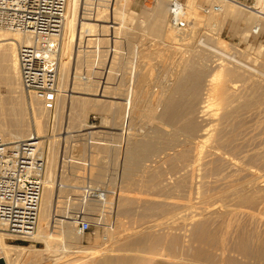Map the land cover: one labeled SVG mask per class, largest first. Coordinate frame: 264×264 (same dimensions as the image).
<instances>
[{"label":"rangeland","instance_id":"obj_1","mask_svg":"<svg viewBox=\"0 0 264 264\" xmlns=\"http://www.w3.org/2000/svg\"><path fill=\"white\" fill-rule=\"evenodd\" d=\"M180 1L186 6V15L182 29L177 30L170 25L169 0H118L115 10L118 51L106 70V27L94 22L81 25V12L89 10L93 3L77 0L76 20L67 28L69 33L74 30L76 36L72 41H62L59 59V88L68 85V102L65 105L59 96L57 107L51 113L23 90L21 81L16 95L12 93L8 85L11 76L1 71L7 68L8 58H3L0 50V135L9 141L5 136L7 131L22 126L27 131L24 139L38 136L45 161L44 181L50 174L57 186L49 205L52 215L48 210L49 219L54 218L48 243L11 236L4 228L8 236L5 237L6 247H0V264H100L108 258L112 259V264H118L117 258L124 257L138 259L139 264H175L186 259L185 248L188 242L196 243L194 235L202 227L217 239L222 231L232 230L230 235H233L241 226L246 230L250 228L248 231L253 232L250 235L259 240L253 243H264V76L259 74H264V19L248 10L229 8L220 0ZM162 3V13L156 14ZM240 4L254 5L252 9L264 15V0L241 1ZM205 6H219L223 11L204 15ZM256 27H260L258 34L253 33ZM221 69L222 76L218 82H213V75ZM194 70L203 74L198 80L200 83L193 79L187 81V95L183 99L176 97L180 104L178 111L171 120H165L161 116L163 109L158 106L159 97L172 85L195 73ZM227 74L230 75L228 80ZM230 80L229 84L235 82L239 86L230 91L232 101L227 106L222 101L220 86ZM221 81L223 84L218 85ZM208 89L210 93L206 92ZM208 95L214 101H210L212 106L205 112L200 108L206 105ZM233 107L238 111L229 116L232 117L229 120L224 114ZM199 112L205 113L200 115ZM206 129L212 137L202 145L198 140H202ZM182 133L186 139L181 138ZM165 135L179 137L180 141L176 140L175 145L167 148L159 146L140 164L132 180L125 182L121 175L127 147L145 138L156 137L155 141L159 142V137ZM216 140L218 152L212 154L211 147ZM198 157L203 160L197 166ZM88 182L106 197L88 198L82 190ZM193 186L199 196L195 195ZM237 193L256 197L255 210L247 207L249 213H237L235 217L226 213L225 208L223 211L222 206L236 207ZM211 203L222 208L215 212L218 215L205 212L207 216L198 210L195 214V209L204 210ZM228 215L229 221L235 220L232 225L227 221ZM205 217L211 220L207 223ZM84 220L92 225L86 233L79 229ZM176 244L182 247L178 249Z\"/></svg>","mask_w":264,"mask_h":264},{"label":"built area","instance_id":"obj_2","mask_svg":"<svg viewBox=\"0 0 264 264\" xmlns=\"http://www.w3.org/2000/svg\"><path fill=\"white\" fill-rule=\"evenodd\" d=\"M233 1L240 4L250 0ZM117 2L91 0V8L85 9L79 16L81 25L94 22L106 27V70H109L118 51ZM169 3L170 25L181 30L186 6L180 0H169ZM240 5L248 9L254 6ZM67 7L68 0H0V30L29 35L32 40L31 44L20 46L17 52L22 88L50 113L55 111L59 98V59ZM221 11L219 6L202 8L204 15ZM259 31L260 27L253 29L254 34ZM83 79L87 81L85 77ZM44 172L45 161L38 136L6 141L0 135V225L11 236L21 239L35 236L44 193ZM87 184L82 190L88 198L101 200L106 197L90 182ZM91 227L86 220L79 225L82 233L88 232Z\"/></svg>","mask_w":264,"mask_h":264},{"label":"bare ground","instance_id":"obj_3","mask_svg":"<svg viewBox=\"0 0 264 264\" xmlns=\"http://www.w3.org/2000/svg\"><path fill=\"white\" fill-rule=\"evenodd\" d=\"M221 2H222V4L223 5H229V8H230V6H234V7H238V8H240V9H244V10H248V11H250V12H252L253 14H255V15H257V16H260V17H262L263 19H264V15H262V13L261 12H258V11H254L253 9H248V8H246V7H244V6H242V5H240L239 3H236V2H234L233 0H220ZM72 7H74V9L72 8ZM76 8H77V0H68V7H67V14H66V24H65V29H64V38H63V41L64 42H68V40L70 39L71 41H72V39L74 40V35L75 34H73V31L72 32H67V28H69L70 26H71V23H73L75 20H76V16H75V14H76ZM163 8H164V5H163V3L162 4H160L158 7H157V9H156V14H161L162 13V11H163ZM73 9V10H72ZM222 9V8H221ZM222 11H223V9H222ZM231 11V10H230ZM236 11H239V10H237V8H236ZM234 13H235V11H234ZM193 14V13H192ZM232 16H234V14H232ZM206 20H207V18H206ZM73 21V22H72ZM202 21V20H201ZM76 24V23H75ZM75 24H72L74 27H75ZM81 24V23H80ZM73 27V28H74ZM72 28V29H73ZM71 29V28H70ZM69 30V29H68ZM79 30V29H78ZM69 33V34H68ZM173 35V34H172ZM76 36V35H75ZM173 36H175V35H173ZM175 38V37H174ZM178 39V38H177ZM31 42H32V40H31V37L29 36V35H22V34H19V33H11V32H8V31H3L2 32V30H0V50H1V54H2V57L4 58L5 57V59H6V56H7V58H8V66H7V68H3V70H1V71H3V72H5V73H9L10 74V76H11V79L10 80H12V81H8V85H9V87H10V90L12 91V93H17L18 92V90H19V88L20 87H18V85H19V82H20V72H19V65H18V58H17V52H18V48L20 47V46H22V45H29V44H31ZM207 45V44H206ZM212 49H214V48H212ZM221 51V50H220ZM223 51V50H222ZM1 56V55H0ZM232 57V56H231ZM230 57V58H231ZM235 58V57H234ZM236 59V58H235ZM194 66V65H193ZM203 65H201V67H202ZM223 66V65H222ZM2 67V66H1ZM201 67H199L200 69H201ZM225 67V66H224ZM225 69V68H224ZM195 70H197V68L195 69ZM194 70V71H195ZM223 69H221V70H217L218 72L215 74V75H213V77H212V81L213 82H218L217 80H219V77H220V75H221V73H223V72H221ZM244 70V69H243ZM226 71V70H225ZM230 71V70H229ZM240 71V70H239ZM192 72V71H191ZM190 72V73H191ZM256 73H259V72H257V71H255ZM5 73H4V77H5ZM66 74V73H65ZM232 74V73H231ZM259 74H261V75H263L264 76V74L263 73H259ZM202 73L200 72V71H195V73H193V74H190V75H188L189 77L187 78V79H180L179 81V83L178 84H176V85H172L171 86V88H169L168 90H166V91H164V94H162V96L161 97H159L160 99L158 100V106L159 107H161L162 109H163V113H162V115L161 116H163V118L165 119V120H171L173 117H174V115L176 114V112L178 111V109H179V99L177 100V98L176 97H180L181 99H183V97H185L186 95H187V93H188V87H187V81H191L192 79L193 80H195L194 82L195 83H200V81H198L199 79H201L202 78ZM7 76V75H6ZM66 76V81H67V79H68V76H67V74L65 75ZM222 76V75H221ZM226 77H227V80L228 79H230V75L229 74H227V75H225ZM204 77V76H203ZM205 80V79H204ZM207 80V79H206ZM4 81V80H3ZM232 80H230V81H225L224 82V85L223 86H220L219 88L221 89L220 90V92H221V96H222V101H223V103L225 104V105H229V103L231 104V102L230 101H232L231 100V97H230V95H232V94H230V91L233 89V90H236L237 89V86H239V85H237V83L235 84V82L234 83H232V84H229V82H231ZM193 82V84H195ZM211 82V81H210ZM212 82V83H213ZM21 83V82H20ZM192 83V82H191ZM219 83H220V81H219ZM218 83V85H222L223 84V82L221 81V84H219ZM243 83V82H242ZM245 83V82H244ZM1 84V83H0ZM167 84V83H166ZM165 84V85H166ZM174 84V83H173ZM190 84V83H189ZM251 84V83H250ZM164 85V84H163ZM171 85V84H170ZM169 84H168V86H170ZM197 85V84H196ZM237 85V86H236ZM22 86V85H21ZM247 86V85H246ZM212 88V87H211ZM239 87H238V91L237 92H239ZM246 89V88H245ZM59 96L60 97H62V99L64 100V104L66 105L67 104V102H68V96H69V90H68V85H66V86H63V87H60L59 88ZM190 90H191V88H190ZM207 90V89H206ZM211 90V89H210ZM256 90V89H255ZM118 91V90H117ZM219 91V90H218ZM258 91V90H257ZM260 91H261V89H260ZM206 92H209V89H208V91H206ZM213 92V91H212ZM211 92V93H212ZM234 92H236V91H234ZM255 92V91H254ZM161 93H163V92H161ZM205 93V92H204ZM203 93V97H205L206 96V94H204ZM210 93V92H209ZM256 93V92H255ZM16 95V94H15ZM212 96H213V93L211 94ZM236 95L238 96L239 94H237L236 93ZM209 96V97H208ZM207 96V98L209 99L210 98V95H208ZM211 96V100H206V105L204 106V105H202V106H204V107H202V108H200L201 110H205V112H206V109L208 108L209 109V107H211L212 106V102L214 101V100H212V97ZM243 96V95H242ZM264 96V95H263ZM17 97V96H16ZM19 97V96H18ZM203 97L201 98V100L203 99ZM219 97V96H218ZM240 97V96H239ZM175 98H176V100H175ZM258 98V97H257ZM119 99V98H118ZM205 99H206V97H205ZM188 100V99H187ZM204 100V99H203ZM264 100V99H263ZM116 101V100H115ZM205 101V100H204ZM210 101H212V102H210ZM243 101V100H242ZM248 101V100H247ZM202 102V101H201ZM220 102V101H219ZM121 103V102H120ZM233 103V102H232ZM251 103V102H250ZM118 104V103H117ZM201 104V103H200ZM202 104H204V102L202 103ZM248 104V103H247ZM119 105V104H118ZM235 104L233 103V106H234ZM214 106V105H213ZM238 107V105H235V107ZM118 107V106H117ZM200 107H201V105H200ZM231 107H232V105H231ZM196 108H197V106H196ZM223 108V107H222ZM230 108V107H229ZM239 108V107H238ZM238 108H237V111H238ZM241 108V107H240ZM239 108V109H240ZM258 108V107H257ZM157 109V108H156ZM264 109V108H263ZM224 110V109H223ZM241 110V109H240ZM254 110H257V109H254ZM259 110V109H258ZM146 111V110H145ZM149 111V110H148ZM151 111V110H150ZM154 111H155V109H154ZM194 111V110H193ZM210 111V110H209ZM235 109H234V107H233V109L231 110V111H229L228 110V112L229 113H225L224 115H226L228 118H229V116H232V115H234L236 112H237ZM242 111V110H241ZM264 111V110H263ZM262 111V112H263ZM120 112V111H119ZM205 112H203V113H205ZM240 112V111H239ZM261 112V111H260ZM4 113V112H3ZM128 113V112H127ZM130 113V112H129ZM153 113V112H152ZM199 113H202V112H199ZM203 113L202 114H200V115H203ZM244 113V112H243ZM246 113V112H245ZM126 114V113H125ZM153 114H155V112L153 113ZM206 114H208V113H206ZM129 115V114H128ZM131 115V114H130ZM129 115V116H130ZM149 115V114H148ZM194 115V114H193ZM205 115V114H204ZM3 116H5V115H3ZM150 116H152V115H150ZM226 116L225 117H223V118H226ZM147 117V116H146ZM202 117V116H201ZM206 117V116H205ZM208 117V116H207ZM221 117V116H220ZM235 117H236V115H235ZM6 118V117H5ZM129 118V117H128ZM151 119L153 118V116L152 117H150ZM244 118V117H243ZM124 119V118H123ZM122 119V120H123ZM127 119V118H126ZM176 119V118H175ZM198 119V118H197ZM209 119V118H208ZM231 119H232V117H231ZM230 118H229V120H231ZM235 119V118H234ZM250 119V118H249ZM147 120V119H146ZM149 120V119H148ZM159 120V119H158ZM210 120V119H209ZM225 121H227V120H225ZM242 121V120H241ZM250 121V120H249ZM156 122V121H155ZM162 122V121H161ZM160 122V123H161ZM239 122V121H238ZM243 122V121H242ZM224 123V122H223ZM237 123V122H236ZM257 123V122H256ZM154 124V123H153ZM246 124V123H245ZM252 124V123H251ZM251 124H250V126H251ZM147 125H149V124H147ZM151 125V124H150ZM177 125V124H176ZM203 125H204V122H203ZM206 126L208 125V124H205ZM218 125V124H217ZM38 126V125H37ZM159 126V125H158ZM194 126V125H193ZM209 126H210V128H211V126L212 125H210L209 124ZM216 125H214V127H215ZM226 126V125H225ZM244 126V125H243ZM263 126V125H262ZM42 127V126H41ZM186 127H188V126H186ZM222 127V126H221ZM259 127V126H258ZM3 128V127H2ZM139 128V127H138ZM194 128V127H193ZM192 128V129H193ZM252 128V127H251ZM254 128V127H253ZM38 129V128H37ZM151 129H153V128H151ZM156 129V128H155ZM164 129V128H163ZM179 129V128H178ZM191 129V128H190ZM260 129V128H259ZM140 130V129H139ZM147 130H148V128H147ZM154 130V129H153ZM180 130V129H179ZM260 130H262V128L260 129ZM259 130V131H260ZM142 131V130H141ZM159 131V130H158ZM166 131V130H165ZM177 131V130H176ZM193 131V130H192ZM195 131V130H194ZM220 131H221V129H220ZM233 131V130H232ZM253 131V130H252ZM25 132L27 133V131H25L24 130V128L22 127V126H17L16 127V129L14 130V131H10V132H8L7 131V133H6V135L5 136H7V140H9V141H20V140H24V137H26L25 135ZM41 132V131H40ZM140 132V131H139ZM144 132V131H143ZM163 132V131H162ZM178 132H180V131H178ZM246 132V131H245ZM171 133V132H170ZM225 133V132H224ZM238 133V132H237ZM251 133V132H250ZM2 134V133H1ZM34 134V133H33ZM36 134H37V132H36ZM172 134V133H171ZM177 134H179L180 135V133H177ZM186 134V133H185ZM194 134V133H193ZM192 134V135H193ZM199 134H201V133H199ZM211 134V133H210ZM209 130L208 129H206V130H204L203 131V133H202V136H201V138L200 139H202V140H198V141H202L201 142V144L202 145H205V144H207V142H209V140H210V138L212 137H210L209 135ZM215 134V133H214ZM28 135H29V133H28ZM38 135V134H37ZM182 135H183V133H182ZM181 135V136H182ZM191 135V136H192ZM220 135V134H219ZM31 136V135H30ZM221 136V135H220ZM223 136V135H222ZM3 137V136H2ZM153 137H155V136H153ZM194 137V136H193ZM144 138V137H143ZM158 138V137H157ZM161 138V139H160ZM182 139L183 138H185V135H183V137H181ZM195 138V137H194ZM241 138V137H240ZM140 139V138H139ZM155 139H156V137H155ZM155 139H153V138H145L144 140L143 139H141V141H137V142H134V143H131L130 144V146H128L127 147V149H126V153L124 154L125 156H124V163L122 164L123 165V167H124V171L122 172V175H121V177H122V179L125 181V182H130L131 180H132V178H133V176L135 175V173L139 170V167H140V164L144 161V160H146V158L148 157V155L149 154H151V153H155L157 150H158V148H159V146H162V148H164V147H170V146H173V145H175L176 144V140H178L179 139V137L178 138H176L175 136H173L172 138H169L167 135H165L164 137L162 136V137H159V139H160V141L158 142V141H155ZM181 139V140H182ZM186 139V138H185ZM196 139V138H195ZM218 139V138H217ZM224 139V138H223ZM233 139V138H232ZM246 139V138H245ZM156 140H158V139H156ZM188 140V139H187ZM179 141H180V139H179ZM185 141V140H184ZM197 141V142H198ZM219 141V140H218ZM221 141V140H220ZM223 141V140H222ZM178 142V141H177ZM191 142V141H190ZM196 143V142H195ZM215 143H217V140L214 142V145H215ZM228 143V142H227ZM189 144V143H188ZM196 145H197V143H196ZM198 145H200V144H198ZM213 145V144H212ZM217 146H219V145H217ZM200 148H201V146H199ZM183 148H184V146H183ZM187 148H189V147H187ZM190 149V148H189ZM161 150H163V149H161ZM218 149L216 148V145L215 146H213V147H211V151L210 152H212V154H215L216 152H218L217 151ZM253 150V149H252ZM178 151V150H177ZM199 151H201L202 152V150H199ZM125 152V151H124ZM161 152V151H160ZM205 152V151H204ZM221 152V151H220ZM251 152V151H250ZM53 153V152H52ZM56 153H58L57 151H56ZM204 154V153H203ZM247 154V153H246ZM174 155V154H173ZM194 155V154H193ZM193 155H192V157H193ZM197 156H198V154H197ZM201 156H203V155H201ZM209 156V155H208ZM161 157V156H160ZM172 158V157H171ZM210 158H212V157H210ZM254 158H256V157H254ZM234 159H235V157H234ZM203 159L201 158V157H198V159L195 161V163L197 164V166L199 165V163L202 161ZM212 160V159H211ZM187 161V160H186ZM235 161V160H234ZM188 162V161H187ZM209 162H211V161H209ZM239 164V163H238ZM242 164H244V163H242ZM241 164V165H242ZM146 165V164H145ZM190 165V164H189ZM192 165V164H191ZM194 166H195V164H193ZM200 165H201V163H200ZM236 166V165H235ZM239 166V165H238ZM246 166V165H245ZM185 166L183 165V168H184ZM202 167V166H201ZM242 167H243V165H242ZM141 168H143V167H141ZM192 168V167H191ZM198 169H200L199 167H197ZM204 168V167H203ZM253 168V167H252ZM144 169V168H143ZM255 169V168H254ZM253 169V171H255V173H257V172H259V171H257V169L256 170H254ZM123 170V169H122ZM186 170V169H185ZM190 170V169H189ZM188 170V171H189ZM192 170H193V168H192ZM195 170H196V166H195ZM252 170V169H251ZM257 171V172H256ZM182 172V171H181ZM199 172V171H198ZM208 172V171H207ZM172 173V172H171ZM197 173V172H196ZM191 174V173H190ZM198 174V173H197ZM203 174V173H202ZM206 174V173H205ZM212 174V173H211ZM183 175H184V172H183ZM258 175V174H257ZM261 175V174H260ZM54 176V175H53ZM189 176V175H188ZM191 176V175H190ZM199 176H200V173H199ZM211 176V175H210ZM214 176V175H213ZM262 176V175H261ZM178 177V176H177ZM185 177V176H184ZM202 177H203V175H202ZM186 178V177H185ZM188 178V177H187ZM193 178V177H192ZM195 179V178H194ZM193 179V180H194ZM190 180V179H189ZM197 180V179H196ZM205 180V179H204ZM259 180H261V179H259ZM173 181V180H172ZM183 181H184V178H183ZM203 181V180H202ZM209 181V180H208ZM197 182H200V181H197ZM203 182H205V181H203ZM203 182H201V183H203ZM207 182V181H206ZM210 182V181H209ZM252 182V181H251ZM255 182V181H254ZM259 182H261V181H259ZM184 183V182H183ZM188 183H191V181H189ZM174 184V183H173ZM182 184V183H181ZM192 184V183H191ZM194 184V183H193ZM200 184V183H199ZM216 184V183H215ZM250 184V183H249ZM254 184V183H253ZM252 184V185H253ZM256 185H258L257 184V182L255 183ZM187 185V184H186ZM213 185V184H212ZM218 185V184H217ZM221 185V184H220ZM251 185V186H252ZM170 186V185H169ZM195 186V185H194ZM194 186H193V188H194ZM199 186V185H198ZM235 186V185H234ZM250 186V187H251ZM56 185H55V182H54V180L52 179V176L50 175V174H48L47 175V177H46V179H45V181H44V193H43V197H42V203H41V211H40V218H39V228H38V230H37V232H36V234H35V236L33 237V238H31V239H34V240H36L37 242H44V243H48V234H50L51 233V230H52V227H53V225H52V220L54 219H49V218H51L50 217V213H51V215H52V212L50 211V207H49V205L51 204L50 202H52L51 201V199L53 198V196L55 195V189H56ZM184 187V186H183ZM188 187L190 188V185H188ZM197 187V186H196ZM229 187V186H228ZM248 188L247 187V189H249V190H251V188ZM253 187V186H252ZM257 186H254L253 188H256ZM192 188V189H193ZM222 188V187H221ZM227 188V187H226ZM241 188V187H240ZM262 188H263V186H262ZM195 189V195H198L197 193H196V188H194ZM197 189H198V187H197ZM235 190V189H234ZM254 190V189H253ZM264 190V189H263ZM214 191H215V189H214ZM236 191V190H235ZM237 191H239V189L237 190ZM254 191H256V190H254ZM261 191V190H260ZM189 192V191H188ZM247 192V191H246ZM215 193V192H214ZM227 193V192H226ZM241 193V192H240ZM255 193H260V192H255ZM194 194V193H193ZM218 194V193H217ZM238 194V193H237ZM247 194V193H246ZM191 195H192V193H191ZM190 195V196H191ZM234 195V194H233ZM259 195H261V194H259ZM264 195V194H263ZM178 196V195H177ZM199 196V195H198ZM202 196V195H201ZM238 196H239V194H238ZM237 196V197H238ZM258 196V195H257ZM193 196H191V198H192ZM229 197V196H228ZM264 197V196H263ZM262 197V198H263ZM196 198V197H195ZM231 198V197H230ZM205 199V198H204ZM260 199V198H259ZM264 199V198H263ZM191 200V199H190ZM189 200V201H190ZM194 200V199H193ZM199 200V199H198ZM206 200V199H205ZM238 201H237V204L235 205L236 207L235 208H232V206L234 207V205H232L231 206V209L230 208H227V207H225V206H222L223 207V211H224V208L226 209V213H228L229 215L230 214H233V216L235 217V214H236V216H238L237 215V213H240V214H247V213H249L250 212V210L249 209H247V207H251L250 209L252 210V209H254L255 210V206L256 205H258L257 203H258V200L256 199V197H254V196H248V195H241V196H239V198L237 199ZM188 201V200H187ZM261 202H262V199H261ZM193 203V202H192ZM233 203H234V199H233ZM217 203H211V204H207V206H206V208L203 210H199V209H195L196 211H194L195 212V214L197 213V210L199 211V213H201L202 211H204L203 212V214H207V216H208V213L209 212H211V214H216V215H218L217 213H215V212H219L218 211V209L220 208V206H219V203H218V206H219V208L218 207H216L217 205H216ZM231 204V203H230ZM52 205V204H51ZM193 205V204H192ZM203 205V204H202ZM190 206H191V204H190ZM189 206V207H190ZM260 206V205H259ZM200 207V206H199ZM201 207H205V206H201ZM252 207H254V208H252ZM179 208V207H178ZM197 208V207H196ZM244 208H246L247 210H244ZM260 208H261V206H260ZM190 209H191V207H190ZM220 209H222V208H220ZM263 209H264V206H263ZM50 211V213H49V211ZM180 210V209H179ZM249 210V211H248ZM181 211V210H180ZM201 211V212H200ZM248 211V212H247ZM205 212H208V213H205ZM263 212H264V210H263ZM190 213V212H189ZM256 213V212H255ZM192 214V213H191ZM257 214H259L258 212H257ZM180 215H182L181 213H180ZM190 215V214H189ZM221 215V214H220ZM223 215H224V213H223ZM228 215V216H229ZM251 215V214H250ZM249 215V216H250ZM183 216V215H182ZM194 216V215H193ZM197 216V215H196ZM248 216V215H247ZM190 217V216H189ZM220 217V216H219ZM225 217V216H224ZM227 217V216H226ZM253 217V218H252ZM251 217V219H254V216H252ZM259 217V216H258ZM264 217V216H263ZM188 218V217H187ZM199 218H201V217H199ZM206 218V217H205ZM229 218H230V216L227 218V221H229ZM240 218V217H239ZM243 218H245V216L243 217ZM250 218V217H249ZM261 218V217H260ZM196 219V218H195ZM206 219H208V218H206ZM206 219H204L205 221H207V223H208V221H209V219L211 220V218H209L208 220H206ZM241 219V218H240ZM191 220V219H190ZM213 220V219H212ZM220 220H222V219H220ZM231 220V219H230ZM239 220V219H238ZM248 220V219H247ZM256 220V219H255ZM261 220H262V218H261ZM263 220H264V218H263ZM263 220H262V222H263ZM193 221V220H192ZM197 221H199L198 219H197ZM196 221V222H197ZM215 221V220H214ZM235 221V220H234ZM234 221L232 220V221H229V222H231V224H229V225H232L233 223H234ZM63 222V221H62ZM75 222V221H74ZM220 222V221H219ZM223 222V221H222ZM233 222V223H232ZM258 222V224H259V221H257ZM261 222V223H262ZM184 223V222H183ZM206 223V222H205ZM205 223H203V225H205ZM252 223H253V221H252ZM252 223H250V225L252 224ZM254 223H256L255 221H254ZM237 224V222H235V225ZM257 224V223H256ZM67 225V224H66ZM207 225V224H206ZM263 225H264V223H263ZM228 226V225H227ZM260 227H261V224L259 225ZM209 227V226H208ZM211 227V226H210ZM220 227H222V226H220ZM249 227H251V226H249ZM199 229H200V227H198ZM246 228V227H245ZM244 228V229H245ZM253 228V227H252ZM256 227H254V229H255ZM258 228V227H257ZM4 227L3 226H1L0 225V247H2V249H4V247H6L5 246V237L6 236H8L7 234H5L4 233ZM216 229V228H215ZM218 229V228H217ZM220 230H221V228H219ZM222 229H224V228H222ZM229 229V228H228ZM243 229V227L241 226V228H239V229H237V231L235 230V229H233V231L235 230L236 232L233 234V235H230V231H232V230H227V231H229V232H225V231H222V233L220 234V236H219V234H218V236H219V238L217 239V237L215 236V235H213V234H210V233H207V232H205L204 231V228L202 227L200 230H198V231H196V233H195V235H194V238H195V242L196 243H189L188 242V245H187V247L184 245V243H183V245L186 247H184L183 246V248H185L186 249V253L183 251L184 249H181L185 254L183 255L184 256V258L186 257V259L183 261H181V260H178V262L177 263H175V264H264V243H253V240H254V238H253V236L252 235H250V234H252L251 232H249L248 230L250 229H248V230H244ZM260 231H261V229H259ZM264 230V229H263ZM262 230V231H263ZM247 231V232H246ZM255 231V230H254ZM261 231V232H262ZM192 232V231H191ZM256 232H257V230H256ZM256 232H255V234H256ZM259 232V231H258ZM257 232V233H258ZM264 232V231H263ZM188 233V232H187ZM116 233H114L113 235H115ZM259 235L261 234L260 232L258 233ZM185 235V234H184ZM255 237V236H254ZM256 237H258L257 236V234H256ZM263 237V236H262ZM18 238V237H17ZM50 239V238H49ZM192 239H193V237H192ZM260 239V238H259ZM159 240V239H158ZM255 240H257V241H259L258 240V238L257 239H255ZM255 240H254V242H255ZM260 241H263L262 239L260 240ZM157 242V241H156ZM187 242V241H186ZM177 243V242H176ZM125 244V243H124ZM132 244V243H131ZM141 244V243H140ZM159 244V243H158ZM158 244H154V245H158ZM161 244V243H160ZM165 244V243H164ZM175 244V243H174ZM173 244V245H174ZM187 244V243H186ZM145 245V244H144ZM147 245V244H146ZM150 245V244H149ZM148 245V246H149ZM168 245V244H167ZM136 246H137V244H136ZM130 247V246H129ZM159 247V246H158ZM161 247V246H160ZM176 247H178L177 246V244H176ZM180 247H182V246H180ZM180 247H178V249L180 248ZM123 248H124V246H123ZM167 248V247H166ZM169 248V247H168ZM22 249H24V248H22ZM125 249H127V248H125ZM124 249V251H126ZM170 249V248H169ZM155 251H157L156 249H154ZM153 251V250H152ZM175 251V250H174ZM180 251V250H179ZM128 252V251H127ZM129 252H130V250H129ZM3 253H6V252H4L3 251ZM173 253H176V252H173ZM182 252L180 251V254H181ZM153 255V254H152ZM175 254H173V256H174ZM177 255V254H176ZM125 256V255H124ZM123 257V256H122ZM128 257V256H127ZM169 257V256H168ZM172 257V256H171ZM115 258V257H114ZM142 259V258H141ZM144 259V258H143ZM170 259V258H169ZM115 260V259H114ZM113 260V261H114ZM118 261V262H117ZM139 261L140 260H138V259H134V260H128V259H126L125 257L124 258H117V260H116V262L118 263V264H139ZM187 262V263H184V262ZM115 262V261H114ZM144 262V261H143ZM173 262V261H172ZM100 264H112V259H106L103 263H100ZM116 264V263H115Z\"/></svg>","mask_w":264,"mask_h":264}]
</instances>
